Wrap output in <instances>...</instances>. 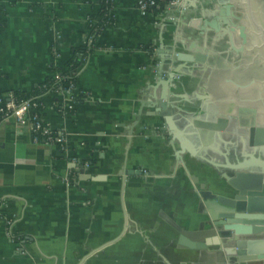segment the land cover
Wrapping results in <instances>:
<instances>
[{
    "label": "crops",
    "instance_id": "obj_1",
    "mask_svg": "<svg viewBox=\"0 0 264 264\" xmlns=\"http://www.w3.org/2000/svg\"><path fill=\"white\" fill-rule=\"evenodd\" d=\"M178 1L143 12L136 0H110L111 21L93 36L77 67L73 97L39 94L43 119L63 133L64 149L34 142L28 125L0 121V264H223L209 247L192 249L179 237L203 241L210 235L213 218L200 185L214 193L226 187L201 156L240 159L236 142L214 146L208 138L224 135L216 111L223 103L219 73L233 65L224 56L241 51L203 45L216 38L206 23L220 0ZM246 1L245 9L230 2L233 17L246 19L247 13L250 25L262 27L264 13ZM99 5L0 0V89L29 95L52 75L51 66L82 58L75 51L87 45L89 19ZM250 25L245 32L253 33ZM176 52L206 59L183 62ZM161 56L163 78L179 66L167 96L169 119L153 112L160 106ZM229 104L235 135L239 103ZM174 133L187 146L179 161Z\"/></svg>",
    "mask_w": 264,
    "mask_h": 264
},
{
    "label": "water",
    "instance_id": "obj_2",
    "mask_svg": "<svg viewBox=\"0 0 264 264\" xmlns=\"http://www.w3.org/2000/svg\"><path fill=\"white\" fill-rule=\"evenodd\" d=\"M220 7L217 10L214 19H210L209 24L211 29H221L228 35L231 49L239 52L244 50L243 47H236L232 41L230 29L225 26L227 23L223 21L224 27H221L218 18L232 17L230 12L231 4L229 1L220 0ZM237 19L239 18L236 17ZM239 33L244 38L245 27L243 25L237 26ZM254 30H258L261 36L260 48L264 51V31L258 23L254 24ZM175 58L183 62L199 61L203 62L204 55H193L186 52H176ZM164 59L161 56L158 64L157 74L159 76L158 85H161V93L156 102L159 107L153 111L156 114H161L165 119H169L168 111L170 103L167 99L171 95L170 87L175 73L179 71V66L172 65L171 71L166 73L163 78ZM178 139L180 136L174 133ZM260 136L255 135L252 142L253 150L255 149L257 139ZM181 148L175 150L176 159H181V153L184 147H187L185 142L179 139ZM194 152V150H191ZM254 152V151H253ZM249 152L244 154L241 159L236 158L235 161L230 162L223 154L224 162L215 161L214 159L201 156L207 163L212 165L216 171L223 177L226 182L222 193H214L213 191L201 186L199 195L202 199L205 209L213 218L211 234L204 238L203 241H193L184 238L183 235L179 237V243L192 249H202L209 246H216L222 256L226 258H236L240 261L256 260L257 258H264V157L260 154ZM231 170L228 174L226 171ZM137 172V171H136ZM131 173V171H128ZM228 187V189H227ZM232 236V237H230ZM227 238L226 241L223 239ZM230 241V242H229Z\"/></svg>",
    "mask_w": 264,
    "mask_h": 264
},
{
    "label": "rangeland",
    "instance_id": "obj_3",
    "mask_svg": "<svg viewBox=\"0 0 264 264\" xmlns=\"http://www.w3.org/2000/svg\"><path fill=\"white\" fill-rule=\"evenodd\" d=\"M225 1L233 2V0ZM245 1L246 0H241L240 2H237V0H234L239 8L240 6L242 8L245 7ZM253 1L254 2H251V4L254 7H257L258 15L259 13H264V0ZM245 3H247V1ZM230 12L233 11L230 10ZM245 17L246 19H242V15L238 19L236 17H225V20H223L221 17L218 18L219 22L217 23H219L221 27H224L223 21H226L227 24L225 26L230 29L232 36L231 38L233 43H236V47L238 44H240L241 47L245 49L242 50L240 54H235L234 58L230 56L228 57L226 55L224 56V62L233 63V65L230 67V70L227 69L224 73H219V80L224 77V86L222 87L223 89L219 96L223 103H220L216 107V111H219L218 126L221 128V131L224 135H222V138H215V136L209 135L208 138L214 146L221 144H232V142H236L238 146L237 149H239L238 157L240 159L244 156V154L253 151V153L256 152V154H260L264 157V51L262 48H260V44L262 42L261 36H263V34H260L258 30H254L252 23L250 25L247 13ZM233 23L237 26L243 25L245 27L244 29H249L248 26L250 25V29H252L253 33L244 32L243 38L239 33L238 28L233 26ZM206 25L210 27L209 21L206 23ZM262 27L264 28V25ZM209 32L215 35L216 38H211L209 40L205 39V43H203V45L206 46L205 48L214 47L219 51H224L231 48L227 33L221 29ZM204 59H206V55L204 56ZM207 60L212 61L211 58H209V55L207 56ZM197 84L203 85L201 81H198ZM207 88L210 90L209 87ZM205 93L206 91L203 92L204 95ZM200 94L202 95V93ZM233 99L235 102L239 103L238 107L240 113L239 124L238 120H236L234 124L236 131L235 135H232V105L229 104V101H233ZM222 104L224 107H222ZM206 106L207 107H204L206 108L205 112H210V105L207 104ZM235 115H237L236 112ZM255 135L260 136L261 138L258 137L259 139L256 141L257 145L253 150L252 142L254 141L253 137ZM233 136L235 137L233 138ZM206 153L216 155V153L213 152ZM262 235H264V233ZM223 240L226 241L227 238L224 237ZM209 249V251L213 252L214 255H217L219 259L223 260L222 257L224 256H222L216 246H209ZM224 258L225 260L223 261V264H264L263 257L252 261L250 260L248 262L240 261L233 257Z\"/></svg>",
    "mask_w": 264,
    "mask_h": 264
},
{
    "label": "built area",
    "instance_id": "obj_4",
    "mask_svg": "<svg viewBox=\"0 0 264 264\" xmlns=\"http://www.w3.org/2000/svg\"><path fill=\"white\" fill-rule=\"evenodd\" d=\"M178 2V0H168L165 7ZM136 4L138 9L143 12H147L148 7L158 8L156 0H136ZM92 42L93 36L90 35L88 29L87 45H91ZM51 74L54 79L52 84L47 86L45 82H42L36 86L39 89V93L46 89L47 91H56L73 97L75 89L74 80L69 79L67 85H61V81L65 80L68 76H62L57 73V71H53ZM39 93L35 95L29 94L26 97L19 98L15 94V90L3 91V93L0 94V121L13 119L19 124L28 125L34 142L43 140L48 143H56L61 149H64L65 141L63 133L60 130L53 129L43 119L42 109L33 111L38 107H42L39 101ZM79 97L80 94L77 98Z\"/></svg>",
    "mask_w": 264,
    "mask_h": 264
},
{
    "label": "trees",
    "instance_id": "obj_5",
    "mask_svg": "<svg viewBox=\"0 0 264 264\" xmlns=\"http://www.w3.org/2000/svg\"><path fill=\"white\" fill-rule=\"evenodd\" d=\"M100 5L99 8L96 12L95 15L91 16L89 21V33L90 35L94 36L96 33H98L99 29L105 24V23H109L111 21V15L109 14L110 11V0H99ZM168 0H156V3H158V8L156 7H148L147 11L151 12V11H159L164 9L165 5L167 4ZM99 19H97V18ZM97 19V21H96ZM3 22L0 19V30L2 28ZM91 50V46L89 45H82L79 48L76 49L75 52L81 53L82 54V58L78 59L77 57H75V55H73V57L69 58L68 61L64 64L63 67H59V66H51V71H57V73L61 74L62 76H68L65 80L61 81V85H67L68 80L69 79H73L75 81V73H76V69L77 67L80 65L81 61H83V59L85 58V56L87 55V53ZM53 77L49 76L46 80H44L43 82H45V84L48 86L50 84H52L53 82ZM46 90V89H45ZM45 90H42L43 93L45 92ZM47 91V90H46ZM3 91L0 89V94H2ZM39 93V89L37 87H35L32 90V95L38 94ZM39 93V94H40ZM15 94L17 95V97L19 98H23L28 96V94H25L19 90H15ZM83 94H80V97L77 98L78 101H80V99H82ZM39 109H42V107H38L36 109H34L33 111H39Z\"/></svg>",
    "mask_w": 264,
    "mask_h": 264
}]
</instances>
